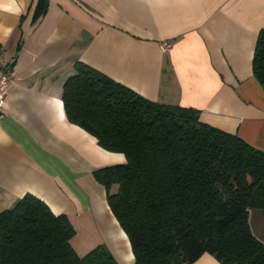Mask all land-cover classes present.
Listing matches in <instances>:
<instances>
[{
  "label": "crops",
  "instance_id": "1",
  "mask_svg": "<svg viewBox=\"0 0 264 264\" xmlns=\"http://www.w3.org/2000/svg\"><path fill=\"white\" fill-rule=\"evenodd\" d=\"M262 28L264 0H0V45L16 58L0 119V212L32 195L68 218L79 256L102 245L133 264L94 177L126 159L67 120L65 81L83 63L264 151V89L251 68ZM193 264L220 263L203 253Z\"/></svg>",
  "mask_w": 264,
  "mask_h": 264
},
{
  "label": "trees",
  "instance_id": "2",
  "mask_svg": "<svg viewBox=\"0 0 264 264\" xmlns=\"http://www.w3.org/2000/svg\"><path fill=\"white\" fill-rule=\"evenodd\" d=\"M251 68L264 89V28ZM61 100L70 123L126 159L94 177L133 264H193L203 253L220 264H264L249 221L251 211L264 216V151L201 122L196 109L152 102L80 62ZM74 235L65 215L25 195L0 212V264H119L102 245L79 256Z\"/></svg>",
  "mask_w": 264,
  "mask_h": 264
},
{
  "label": "built area",
  "instance_id": "3",
  "mask_svg": "<svg viewBox=\"0 0 264 264\" xmlns=\"http://www.w3.org/2000/svg\"><path fill=\"white\" fill-rule=\"evenodd\" d=\"M162 46L164 50H168L171 45L169 43H163ZM15 61V56H8L6 47L0 45V119L6 116L3 102L8 86L15 76Z\"/></svg>",
  "mask_w": 264,
  "mask_h": 264
},
{
  "label": "rangeland",
  "instance_id": "4",
  "mask_svg": "<svg viewBox=\"0 0 264 264\" xmlns=\"http://www.w3.org/2000/svg\"><path fill=\"white\" fill-rule=\"evenodd\" d=\"M249 221L254 235L264 241V216H262L259 210H254L250 213ZM82 237L83 236H80L78 240L80 241Z\"/></svg>",
  "mask_w": 264,
  "mask_h": 264
}]
</instances>
